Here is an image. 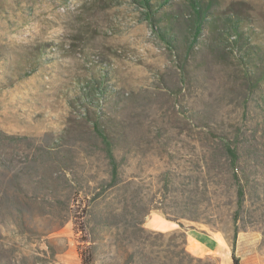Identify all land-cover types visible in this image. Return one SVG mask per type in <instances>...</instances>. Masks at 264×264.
Masks as SVG:
<instances>
[{
  "label": "rangeland",
  "instance_id": "374dc122",
  "mask_svg": "<svg viewBox=\"0 0 264 264\" xmlns=\"http://www.w3.org/2000/svg\"><path fill=\"white\" fill-rule=\"evenodd\" d=\"M204 1L190 45L184 0L152 25L137 0H0V264H82L75 220L91 264H264V0ZM235 14L242 48L221 30ZM156 212L182 228L147 229Z\"/></svg>",
  "mask_w": 264,
  "mask_h": 264
},
{
  "label": "trees",
  "instance_id": "16d2710c",
  "mask_svg": "<svg viewBox=\"0 0 264 264\" xmlns=\"http://www.w3.org/2000/svg\"><path fill=\"white\" fill-rule=\"evenodd\" d=\"M173 0H137V3L139 7L144 8V14L146 19L149 21V23L152 25L154 22L157 24H160V18H157V12L160 8L167 6L169 3H171ZM184 3L187 5L189 9V15L187 18L188 24L190 25V31L192 32L193 40L190 42V45L193 43V41H196L197 38L200 36L201 31L203 28L209 23L208 20V10L211 8V2L206 3L204 0H184ZM246 16H242L240 14H235V16L226 15V18L223 20V25L225 29H221L223 33L227 34L229 36V41L231 43H234L235 45H240L242 48L243 41H246V43L249 42L251 39V34L245 35L243 30H241V25L246 22ZM158 33L159 38L164 41L166 44H168L171 48L177 47L176 39L171 36V29L167 26L158 28L156 30ZM252 41V39H251ZM253 43V42H252ZM251 46V44H250ZM253 47L251 46V51L253 52ZM243 63L246 61L249 62L250 58L247 54L243 53L239 56H237ZM251 61V60H250ZM264 76V72L262 73ZM105 76L106 74H102ZM102 78H100L101 80ZM100 80L94 79L91 84H89L84 90H83V96L86 100L92 101L95 96H100L102 93L105 92V87L102 88ZM98 130V129H97ZM98 134L100 135L104 145H105V153L106 158L109 162V165L111 166V174L112 178L117 177V163L115 156L113 154L112 148H111V142L109 140L108 135L104 131L98 130ZM224 149L226 150V153L230 157V161L232 163V172L236 180L240 179V170H238V160H239V153L237 146L229 143H224ZM240 195L243 194V189L240 188L239 190ZM165 214V213H164ZM174 222L178 223L180 228H182V224L179 222V219L174 220ZM74 225L77 227L76 230L79 229L82 235H85L86 238L82 240L84 244H86L82 251H81V262L82 264H91L94 256V246L91 244H88L89 238L86 236L87 232L84 228V226L75 220ZM200 260V259H199ZM232 264H239V261L237 258H235L233 255L231 257Z\"/></svg>",
  "mask_w": 264,
  "mask_h": 264
},
{
  "label": "crops",
  "instance_id": "0c3cea01",
  "mask_svg": "<svg viewBox=\"0 0 264 264\" xmlns=\"http://www.w3.org/2000/svg\"><path fill=\"white\" fill-rule=\"evenodd\" d=\"M147 229L151 231H157L162 233L172 232L178 229L179 225L171 220L166 219V217L160 213H152L146 221ZM188 247L191 252H195L198 255L201 252L204 254H210L215 249V238L210 234L206 233H196L188 234Z\"/></svg>",
  "mask_w": 264,
  "mask_h": 264
},
{
  "label": "bare ground",
  "instance_id": "6f19581e",
  "mask_svg": "<svg viewBox=\"0 0 264 264\" xmlns=\"http://www.w3.org/2000/svg\"><path fill=\"white\" fill-rule=\"evenodd\" d=\"M38 1V0H37Z\"/></svg>",
  "mask_w": 264,
  "mask_h": 264
}]
</instances>
